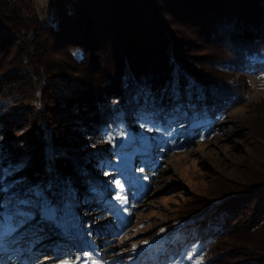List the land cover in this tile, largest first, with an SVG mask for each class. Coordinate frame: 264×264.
I'll return each instance as SVG.
<instances>
[{"label": "trees", "instance_id": "trees-1", "mask_svg": "<svg viewBox=\"0 0 264 264\" xmlns=\"http://www.w3.org/2000/svg\"><path fill=\"white\" fill-rule=\"evenodd\" d=\"M20 1L0 0V100L30 91L36 111L0 113V187L9 186L0 203L26 200L37 186L50 218L33 208L27 223L0 228V243L27 235L28 245L41 246L52 237L58 258L78 254L77 264H107L95 248L123 232L147 187L139 183L147 185L162 152L207 133L236 102L232 84L212 71L264 69V0H46L49 20L33 4V14L21 11L30 2ZM226 38L231 59L210 69L211 60L194 49ZM51 77L72 80L77 89L59 100ZM71 126L105 143L79 160L63 149L66 136L83 143ZM261 203L259 197L256 207ZM80 204L98 209L102 219L83 221ZM215 220L210 224L218 227ZM258 220L264 217L249 227ZM176 232H157L130 255L132 264L204 263L215 239H180ZM250 252L264 264V245Z\"/></svg>", "mask_w": 264, "mask_h": 264}, {"label": "rangeland", "instance_id": "rangeland-1", "mask_svg": "<svg viewBox=\"0 0 264 264\" xmlns=\"http://www.w3.org/2000/svg\"><path fill=\"white\" fill-rule=\"evenodd\" d=\"M6 1L23 3L20 0ZM45 1L29 0V6L21 11L32 13L33 4L40 17L49 20ZM230 42L227 38L222 41H208L194 51L200 55L203 53L207 60H211L208 66L211 69V64L214 65L215 61L222 63L231 59L227 49ZM78 51L73 49L71 56L76 57ZM224 51L225 54L221 56L220 53ZM215 55H220L221 61H217ZM212 72L221 74L223 81L225 79L232 84V92L238 97L236 102L221 117L214 119L207 133L193 136L179 149L162 152L155 171L147 179V185L143 180L139 183L140 186L147 187L141 188L144 191L143 197L135 203L131 219L123 232L106 237L107 241L95 248L98 256L107 264H132L130 255L149 246L155 234L166 229L169 232L177 231L180 239H215L205 254L206 261L201 264L259 263L258 259L247 255L257 245H264V221L258 220L256 226L249 227L257 219L264 217V203H261V207H256L259 197L264 201V191L261 188L264 186V69L242 72L219 68L217 72ZM49 83L53 94L59 100L70 96L76 88L72 80L58 77H51ZM33 96L30 91L23 98L19 93L8 94L0 100V113L5 109L13 110L14 107L17 110L31 111ZM72 123L80 127L78 121H71L70 124ZM74 126L69 128L73 129L70 133L81 138L83 143H71L66 136L63 149L68 146V149H72L69 154L75 158L81 160L87 157L88 152L97 151L98 146L105 143L89 138L87 132H76ZM97 175L104 176L105 173ZM50 181L48 176L40 185ZM103 181L105 180L101 182ZM36 187H29L25 194L26 200H35L30 195V189ZM7 189L9 186L0 187V200L7 197ZM19 202H1L6 205L0 208V228L4 232L23 219L15 214L17 208L34 211ZM80 209L85 210L80 215L82 220L91 225H96L97 220L102 219L98 218L99 210L96 208H86L85 204H80ZM211 218L214 222L215 219L220 220L218 227L210 224ZM39 229L38 233L41 234L43 228ZM57 229L60 234L65 233L64 229ZM98 238L92 237V240L96 241ZM52 240L50 237L43 245L37 246L35 241L27 244L30 241L27 235L16 238L14 242H9V238H6L0 243V264H58L60 261L77 264L81 258L78 254L71 258H58L53 248L56 241L53 244ZM86 256L87 254H83V257ZM88 263L85 261L83 264Z\"/></svg>", "mask_w": 264, "mask_h": 264}, {"label": "snow or ice", "instance_id": "snow-or-ice-1", "mask_svg": "<svg viewBox=\"0 0 264 264\" xmlns=\"http://www.w3.org/2000/svg\"><path fill=\"white\" fill-rule=\"evenodd\" d=\"M30 195L35 197V200L28 199V200H22L19 203L21 205H25L29 209L35 208L37 212L40 214L42 220H48L50 218V204L48 202V199L45 195V191L39 187L30 189ZM6 205L0 203V208L5 207ZM17 216L22 217L23 219L20 221V224L23 225L24 223H27L29 220L34 218V213L32 211H24L20 208L16 209ZM2 215V213H0ZM58 264H68L67 261H60Z\"/></svg>", "mask_w": 264, "mask_h": 264}]
</instances>
